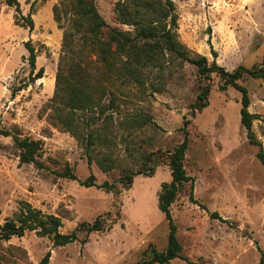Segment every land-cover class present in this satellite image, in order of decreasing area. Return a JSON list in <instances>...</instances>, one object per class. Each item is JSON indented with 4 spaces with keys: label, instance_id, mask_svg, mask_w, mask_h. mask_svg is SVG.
<instances>
[{
    "label": "rangeland",
    "instance_id": "1",
    "mask_svg": "<svg viewBox=\"0 0 264 264\" xmlns=\"http://www.w3.org/2000/svg\"><path fill=\"white\" fill-rule=\"evenodd\" d=\"M118 1L95 0V6L108 26L126 30L114 19ZM171 1L177 16L175 37L188 51L228 72L260 64L264 0ZM18 3L23 16L31 14L33 29L16 25L14 8L0 6V129L39 141L37 160L43 168L19 164L12 138L0 135V227L29 204L59 217L63 234L98 217L106 230L91 233L83 244L85 235L79 234L78 241L62 247H52L49 238L28 232L0 241V263L38 264L49 250L48 264H137L150 256L149 245L164 250L168 227L158 210L157 194L161 184L171 179L166 154L182 141L185 128V169L194 181L193 197L205 209L188 200V184L171 205L181 255L190 264H264V165L256 157L258 147L248 143L240 124V92L232 87L219 91L221 80L216 74L210 80L200 79L194 66L179 61H166L163 70L145 68L141 86L109 80L117 118L140 113L154 125L134 131L132 144L128 138L121 142L126 132L117 128L112 150L118 167L103 173L94 163L87 165L80 143L49 119L46 105L55 89L62 40L52 13L57 0ZM27 41L36 51L35 72L43 68L42 78L33 83H29ZM238 83L247 89L248 111L254 115L252 132L264 154V81L245 78ZM207 84L208 104L192 116L190 106L199 87ZM127 146L133 154L125 151ZM156 152L159 156L153 160ZM65 166L76 181L56 175ZM150 168L151 177L135 176L130 188L123 187L124 175ZM90 173L97 185L107 182L114 190L80 186L78 180ZM170 264L189 263L174 259Z\"/></svg>",
    "mask_w": 264,
    "mask_h": 264
},
{
    "label": "trees",
    "instance_id": "2",
    "mask_svg": "<svg viewBox=\"0 0 264 264\" xmlns=\"http://www.w3.org/2000/svg\"><path fill=\"white\" fill-rule=\"evenodd\" d=\"M14 8V22L21 27L33 29L31 14L23 16L18 0H0V6ZM53 19L62 30L61 54L55 76V89L46 105L51 123L69 133L82 146L87 165L94 163L103 173H108L118 167L113 156L116 147L115 130L124 128L126 137L121 142L132 144L131 135L154 122L143 114L117 118L118 109L115 104L114 92L107 86L109 80L121 84L131 82L141 86L145 68H163L166 61L188 63L196 68L200 79L210 80L211 74H216L220 80L219 91L232 87L241 94L239 110L240 124L245 130V136L250 145L258 147L257 159L264 165V154L261 144L252 132L254 115L248 111L250 100L247 89L238 81L245 78L264 81V55L260 64L251 68L237 67L228 72L215 62L210 65L205 56L194 54L180 44L175 37L177 16L171 0H120L113 8L114 19L123 30L108 26L98 14L95 0H57L52 9ZM28 53L26 58L30 68L29 83L42 78L43 68L35 72L36 51L27 41L24 44ZM210 86L202 85L196 96V101L190 106L191 115L200 112L208 104L207 98ZM109 94L107 104L104 99ZM188 121L185 120V124ZM183 139L166 154V165L171 179L162 183L157 194V207L162 213L168 227L167 244L164 250L158 251L149 245L150 256L137 264H170L174 259L190 262L181 255L182 247L176 237V226L171 217L170 207L180 195L185 186L189 185L188 200L198 204L193 197V178L187 175L185 169V154L188 149V138L185 128H182ZM0 135L11 137L19 152V164H33L42 169L43 164L37 160L42 145L39 141L20 138L8 130L0 129ZM130 141V142H129ZM99 148V150H96ZM129 155L132 150L126 147ZM156 152L153 160L159 156ZM161 154V152H160ZM154 169L148 171L136 170L122 178L124 188H130L132 179L138 175L151 177ZM59 178L76 181L77 178L69 166L56 172ZM79 185L85 188L96 187L107 193L114 186L103 182L95 183L93 174ZM205 209L203 206H201ZM218 218L217 213L211 214ZM62 226L59 217L45 215L40 210L25 204L13 219L6 220L0 227V241L21 238L28 232H34L39 237H47L52 247H62L79 240V234H84L82 244L87 242L91 233L106 230L101 218L93 222H81L73 231L67 234L60 232ZM108 229V228H107ZM48 250L38 264H48ZM262 257V256H261ZM1 259V258H0ZM1 264V263H0Z\"/></svg>",
    "mask_w": 264,
    "mask_h": 264
}]
</instances>
